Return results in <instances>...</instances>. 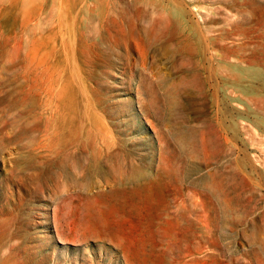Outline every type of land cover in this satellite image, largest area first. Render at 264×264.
<instances>
[{"label":"rangeland","instance_id":"obj_1","mask_svg":"<svg viewBox=\"0 0 264 264\" xmlns=\"http://www.w3.org/2000/svg\"><path fill=\"white\" fill-rule=\"evenodd\" d=\"M0 264H264V0H0Z\"/></svg>","mask_w":264,"mask_h":264},{"label":"bare ground","instance_id":"obj_2","mask_svg":"<svg viewBox=\"0 0 264 264\" xmlns=\"http://www.w3.org/2000/svg\"><path fill=\"white\" fill-rule=\"evenodd\" d=\"M188 8V7H187ZM70 22H71V20H70ZM72 23V22H71ZM71 26V25H70ZM201 30V29H200ZM72 37H73V34H72ZM72 42V41H71ZM205 42H207V41H205ZM74 44V43H73ZM208 45V44H207ZM69 46H70V44H69ZM66 48V47H65ZM212 60H213V58H212ZM206 64V63H205ZM64 71V70H63ZM79 77V76H78ZM72 80H73V78H72ZM57 81H59V80H57ZM61 81V80H60ZM56 84V83H55ZM59 85V84H58ZM50 88V87H49ZM212 89V88H211ZM48 90V89H47ZM161 95V94H160ZM87 102V101H86ZM217 103V102H216ZM165 106V105H164ZM218 117V116H217ZM81 139V138H80ZM120 144V143H119ZM116 147V146H115ZM140 188H142V187H139V188H134V189H140ZM145 188V187H144ZM133 189V190H134Z\"/></svg>","mask_w":264,"mask_h":264}]
</instances>
